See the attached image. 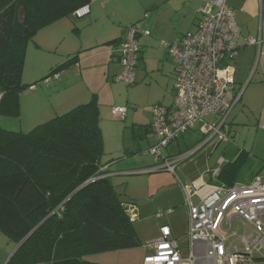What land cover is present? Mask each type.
Here are the masks:
<instances>
[{"label":"rangeland","instance_id":"1","mask_svg":"<svg viewBox=\"0 0 264 264\" xmlns=\"http://www.w3.org/2000/svg\"><path fill=\"white\" fill-rule=\"evenodd\" d=\"M142 14L144 16V13ZM141 20H143L140 21L141 27L145 29L143 17ZM84 22V18L61 16L44 24L32 36L27 44L22 76V83L26 86L23 91L26 94L23 99V114L20 113L18 117L0 116V125L10 131L28 132L38 124L72 109L71 106L59 108L60 102L64 101L66 95L71 96L73 93L85 91L88 85L91 88L94 87L93 91L96 90L100 109V126L104 145L101 162L110 170L111 183L121 199L127 203H134L137 209L139 217L134 222V226L142 245L131 249L87 253L84 259L100 264H143L145 255L150 254L147 247L148 239L157 234L160 226L165 223L172 225L175 229L182 252L185 254L184 236L187 232L188 214L177 176L183 182L191 183L203 171L219 167L232 180L242 185L251 182L263 167L264 163L260 160L259 154L264 152V133L261 136L262 131L258 127L257 116L243 106L249 92L241 100L244 86L242 85L239 90L236 88L239 101L228 118L229 129L226 135L229 140L220 143L214 141L204 145L206 136L201 132V123L198 122L173 140L163 152L168 158H182L204 146L196 154L180 162L176 167V174L167 169L150 171L162 165V160L156 161L155 156L149 153L150 148L158 141L150 126L153 118L150 108L156 104L171 106L176 95L175 61L168 48L161 44L163 40L168 43L169 41L160 36L151 41L145 37L139 42L141 47L144 46L150 52L146 60H139L137 80L133 84L127 85L125 82L108 78L104 79L105 83H103V80L97 76L98 67L91 60L88 70L85 65L82 66L83 71L94 68L91 70L93 72L91 83L87 78H83L72 85L79 79L80 67L75 62L69 64V61L81 54L79 48L81 40L92 39L90 34L92 28L86 26ZM145 61L149 72L145 71ZM56 68L63 69L61 72H52ZM254 72L253 68L249 79L253 78ZM59 73L62 74V78L55 79ZM47 76L49 77L45 79ZM50 78L52 80L48 81ZM59 80L71 86L61 96L49 98L52 105L58 107L57 110L54 112L50 110L49 114L41 111L37 118L32 117L33 112L38 111V107L28 97L29 94L33 96L29 91L31 89L29 85L34 84L41 89L38 94L44 98L46 90L42 88L48 84L54 86ZM43 106V102L40 101L39 110L40 108L43 110ZM116 106L127 108L125 120L114 116L113 108ZM204 119L208 122H217L220 116L208 115ZM222 157L224 164L220 163ZM205 177L208 182L223 183L221 178L210 179L209 175ZM159 212H164V216L157 217ZM234 231L238 235L243 232L237 222L234 225ZM16 247L15 242L0 231V264L7 263Z\"/></svg>","mask_w":264,"mask_h":264},{"label":"trees","instance_id":"2","mask_svg":"<svg viewBox=\"0 0 264 264\" xmlns=\"http://www.w3.org/2000/svg\"><path fill=\"white\" fill-rule=\"evenodd\" d=\"M91 1L0 0V116L21 113L32 36ZM103 154L96 98L28 132L0 125V231L17 246L6 264H100L84 255L142 245L128 212L134 203L121 199Z\"/></svg>","mask_w":264,"mask_h":264},{"label":"built area","instance_id":"3","mask_svg":"<svg viewBox=\"0 0 264 264\" xmlns=\"http://www.w3.org/2000/svg\"><path fill=\"white\" fill-rule=\"evenodd\" d=\"M89 13L90 5L86 4L76 9L73 16L83 18ZM140 35L150 36L151 32L139 22L131 24L117 44L121 71L114 80L127 85L136 82ZM239 38L235 10L227 0H211L200 10L194 32L185 34L179 43L161 42L175 61L176 95L171 106L156 104L150 108L152 132L158 141L149 153L156 161L162 160L160 167L150 171L167 169L176 174L177 165L200 147L182 158H168L163 150L198 122L206 136L204 144L229 140L228 118L239 101L234 66ZM247 42L260 46L262 40L249 37ZM113 114L125 120L127 108L116 106ZM208 115H219L220 119L205 121ZM177 181L189 217L185 235L189 254L183 257L179 240L170 226L163 225L160 235L148 242L151 252L143 264H264V178L259 177L249 185L228 187L209 186L204 180L185 183L178 176ZM128 212L135 222L139 217L136 207L128 205ZM163 216L164 212L157 213V217ZM236 222L243 229L241 235L234 231Z\"/></svg>","mask_w":264,"mask_h":264},{"label":"crops","instance_id":"4","mask_svg":"<svg viewBox=\"0 0 264 264\" xmlns=\"http://www.w3.org/2000/svg\"><path fill=\"white\" fill-rule=\"evenodd\" d=\"M209 1L211 0H92L89 4V15L83 17L85 19V25L92 28L90 33L92 35V39L81 40L80 42L79 48L81 49V54L78 56V62L76 63V65H79L80 67V75L77 80V76L75 77L74 80L76 81H74L72 85L78 83V81L83 78H87L89 83H91V73L93 74L91 70L94 68L86 71L88 70L87 67L91 60H93L94 65L98 67L99 72L97 73V76L100 80H103V83H105L104 79L107 78L109 80H114L115 76L121 71V65L116 51L118 44L116 40H120L124 37L125 28L127 26L135 22L141 23L143 21L141 18L143 17L144 28L145 30H149L151 35H140L139 42L145 37L147 40L151 41V39L161 36L167 38L170 44L179 43L185 34L196 30V26L200 18V10ZM227 3L235 10L237 22L240 28L239 53L236 58L237 64L235 65L236 60L234 63L235 85L238 90L242 85L244 86V94L241 100H243L246 93L249 92V96L246 98L243 106L245 109H249L250 112L257 116V124L260 131H262V136V133H264V0H227ZM142 13H144V16ZM249 37L261 38V45L258 46L248 44L247 39ZM149 52L150 51L144 48V46L141 47L139 60H146ZM83 65L87 68L84 71L82 70ZM144 65L146 68L145 71L149 72L146 61ZM253 68L255 69L254 76L252 79H249ZM158 70H160V68ZM59 75L60 76L55 79H61L62 74L59 73ZM51 80L52 79H49L48 81ZM70 86V84L67 85L65 83H61L60 80L58 84H55L54 86L48 84V86L42 88V90H46L44 98L38 94L41 89L36 86H32L29 91L33 96H30L29 94L28 97L31 101H34L38 107V111H34L32 117L37 118L36 116H39L41 111L47 114L50 113V110L51 112H54V110L56 111L58 107H54V105H52L53 103L49 101V98L56 95L61 96V94H64V91L68 90L67 88ZM93 90L94 87L91 88L88 85L87 88H85V91L78 92L77 94L73 93L71 96H67L65 94L66 97H64V101L62 100L60 102L61 107L59 106V108H64L66 106L74 108L81 103L88 102V100H91L92 98L97 99L96 90ZM91 94L93 95L91 96ZM25 97L26 94L24 92L21 93V114H23V99H25ZM40 101L43 102V110H41V108L39 110ZM64 104L66 105L64 106ZM262 154H259V158L264 163L263 151ZM223 161L224 158L222 157L220 159V163L224 164L225 161ZM262 166V169H260L259 173L251 182L244 183L242 185H249L259 177L264 178V164ZM216 171H218V174H215ZM221 173L222 169L219 167L207 169L192 182L204 180L209 186L213 187H228L239 184L237 181L232 180V178L224 172L222 174ZM110 174V170L108 169V175ZM205 175H209L210 179L221 178L223 179V183L214 184L208 182ZM194 202L197 203L198 198H195ZM170 212H172V210H170ZM163 225L170 226L173 236L178 239L172 225L168 223ZM159 235L160 228L158 233L148 240H154ZM184 242H186L185 239ZM180 250L183 257L188 256L189 249L187 242L185 247L186 253L183 254L181 246ZM148 251L151 252L150 249H148Z\"/></svg>","mask_w":264,"mask_h":264},{"label":"water","instance_id":"5","mask_svg":"<svg viewBox=\"0 0 264 264\" xmlns=\"http://www.w3.org/2000/svg\"><path fill=\"white\" fill-rule=\"evenodd\" d=\"M200 148H201V147H200ZM200 148H199V149H200ZM199 149H198V150H199Z\"/></svg>","mask_w":264,"mask_h":264}]
</instances>
